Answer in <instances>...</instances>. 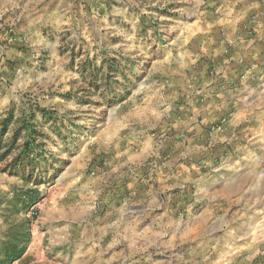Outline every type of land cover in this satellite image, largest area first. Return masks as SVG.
Instances as JSON below:
<instances>
[{
	"label": "rangeland",
	"instance_id": "obj_1",
	"mask_svg": "<svg viewBox=\"0 0 264 264\" xmlns=\"http://www.w3.org/2000/svg\"><path fill=\"white\" fill-rule=\"evenodd\" d=\"M88 246L264 264V0H0V264Z\"/></svg>",
	"mask_w": 264,
	"mask_h": 264
},
{
	"label": "crops",
	"instance_id": "obj_2",
	"mask_svg": "<svg viewBox=\"0 0 264 264\" xmlns=\"http://www.w3.org/2000/svg\"><path fill=\"white\" fill-rule=\"evenodd\" d=\"M238 47L239 49L243 48V50H239L238 54L248 58V57H256V55L260 52V47L262 46L259 45L253 46L252 44L247 43L244 45L242 44L241 46ZM232 72L233 71L231 72L226 71L221 75L220 78H224L226 80L225 82H227L226 84H228L231 77L233 76ZM151 224L152 222L150 220L147 221V217L139 218V220L135 221L134 223H130L127 227L125 224L124 227L122 228V229L126 228L124 235L120 234L121 236L115 242L111 243V245L109 246L111 249V252L109 254L113 255L111 259L115 260L117 258H122L124 255H128V256H133V262H135L136 255L145 254L148 244L150 243L149 234L151 231ZM98 233H100V231ZM93 236L94 235H90L87 233L84 237L89 239ZM101 238L102 235L97 236L96 243L98 245L100 243ZM92 246L86 247V250L82 254L86 255L87 258L90 259L88 264H102V258L98 256L101 254L99 253L100 250H98L97 253H94ZM131 259L132 258H130V260Z\"/></svg>",
	"mask_w": 264,
	"mask_h": 264
},
{
	"label": "trees",
	"instance_id": "obj_3",
	"mask_svg": "<svg viewBox=\"0 0 264 264\" xmlns=\"http://www.w3.org/2000/svg\"><path fill=\"white\" fill-rule=\"evenodd\" d=\"M26 133H28V132H26ZM28 134H29V133H28ZM25 135H26V137H27V134H25ZM24 145H26L27 150H29V152H31V149H34V148H32V147L28 144V141H26ZM21 253H22V250H21L19 253L15 254V255L13 254L12 257L17 258ZM9 257H10V256H9ZM11 259H12V258H11ZM9 261H10V258H9Z\"/></svg>",
	"mask_w": 264,
	"mask_h": 264
}]
</instances>
